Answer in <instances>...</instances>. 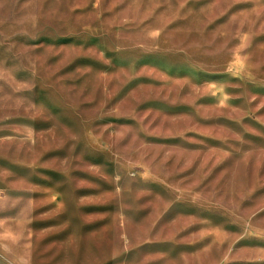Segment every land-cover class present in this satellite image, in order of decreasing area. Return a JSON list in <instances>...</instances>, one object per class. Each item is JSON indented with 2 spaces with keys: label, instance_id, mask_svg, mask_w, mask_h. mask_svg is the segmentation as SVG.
Instances as JSON below:
<instances>
[{
  "label": "rangeland",
  "instance_id": "obj_1",
  "mask_svg": "<svg viewBox=\"0 0 264 264\" xmlns=\"http://www.w3.org/2000/svg\"><path fill=\"white\" fill-rule=\"evenodd\" d=\"M0 264H264V0H0Z\"/></svg>",
  "mask_w": 264,
  "mask_h": 264
}]
</instances>
